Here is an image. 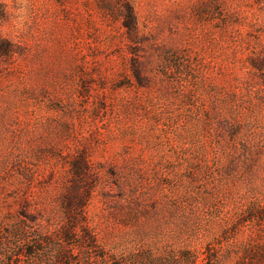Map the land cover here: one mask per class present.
<instances>
[{"label": "rangeland", "instance_id": "obj_1", "mask_svg": "<svg viewBox=\"0 0 264 264\" xmlns=\"http://www.w3.org/2000/svg\"><path fill=\"white\" fill-rule=\"evenodd\" d=\"M122 1L0 0V264L48 263L80 156L78 264H264V0H124L134 41Z\"/></svg>", "mask_w": 264, "mask_h": 264}, {"label": "trees", "instance_id": "obj_2", "mask_svg": "<svg viewBox=\"0 0 264 264\" xmlns=\"http://www.w3.org/2000/svg\"><path fill=\"white\" fill-rule=\"evenodd\" d=\"M121 17V26L129 41H134L137 36L136 18L132 6L127 1H122L118 9ZM5 11L0 2V21L4 20ZM18 48L0 34V58H10L18 54ZM250 67L262 70L264 57L249 61ZM70 164V188L63 196L62 206L64 211L65 226L54 241H41L35 247L33 255L47 257V264H78L77 257H81L83 251L91 254L94 248V239L83 226V211L89 200L90 191L85 189L84 182L87 178L88 168L83 157H77ZM42 245L49 247L48 250L40 249ZM44 264V262L42 263Z\"/></svg>", "mask_w": 264, "mask_h": 264}, {"label": "clouds", "instance_id": "obj_3", "mask_svg": "<svg viewBox=\"0 0 264 264\" xmlns=\"http://www.w3.org/2000/svg\"><path fill=\"white\" fill-rule=\"evenodd\" d=\"M19 7L13 9V15L15 17L13 23L17 28H22L24 20L26 19V5L27 0H17Z\"/></svg>", "mask_w": 264, "mask_h": 264}]
</instances>
